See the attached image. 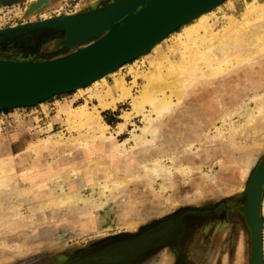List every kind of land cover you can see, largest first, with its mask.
Here are the masks:
<instances>
[{
  "label": "rangeland",
  "instance_id": "obj_1",
  "mask_svg": "<svg viewBox=\"0 0 264 264\" xmlns=\"http://www.w3.org/2000/svg\"><path fill=\"white\" fill-rule=\"evenodd\" d=\"M21 1L20 4L7 6L15 1L0 0V30L17 27L19 22L39 23L54 18L85 15L125 0H48L33 15L28 14L30 8L41 1ZM227 1L222 7L216 8L208 23L210 27L219 30L228 19L230 4L240 5L246 2ZM192 25L181 27L170 34L163 46L165 51H170L181 37L192 33ZM106 34L108 32L80 46L79 49L93 44ZM12 38L0 43V61L35 63L72 52L63 46L64 33L56 31H33L28 32L26 36ZM170 56L175 61L172 53ZM153 58L138 57L124 64L113 76L97 85L92 84L75 92L57 95L34 106L0 111V186L7 185L0 188V264H73L74 260L87 250L136 237L157 222L184 214L183 220L188 231L190 219L196 223L191 240L185 242L182 239L179 246L169 245L166 251L163 249L145 264H179L181 259L178 261L174 256L180 248L183 250V264H229V260L230 264H252L253 234L247 214L248 191L255 170L264 160V119L242 136H233L231 130L237 128L245 119L242 115L247 111L248 104L252 108L255 107L251 102L254 96L264 94V57L255 64L234 70L223 78L201 82L191 87L179 107L178 113L184 112V115L177 116L174 120L173 116L167 117L163 130L166 137H161L155 147L141 152L143 155L139 154L140 158L145 156L146 162L159 156H176L173 162L165 159L173 166L175 172L167 193H161L158 184H150L143 164L140 162L135 165L140 158L137 154L130 153L134 143L129 142V139L145 123L143 116H134L128 123L122 117L131 110V100L119 102L121 104L115 113L99 109L102 111V120L110 126L107 135H113L116 139L114 142L109 141L107 148L101 149L104 152L94 156L91 161L88 159L71 165L65 151L66 154L56 149L52 155H40V152L34 150V146L43 140L63 143L88 136V128L72 124L66 109L76 112L86 106L90 112L93 111L99 106L97 97L106 84L110 85L121 78L129 85H133L137 79L139 84L134 88L136 95L138 88L143 84L141 74L149 70ZM230 112L231 118L224 122ZM120 124H126L123 131L119 130ZM207 134L220 138L218 142L216 140L209 144ZM127 141L129 152L123 157H113L108 150L112 147L111 144ZM103 165L113 168L119 177L137 178L126 180L122 196L100 209L78 212L53 203L51 205L54 206L49 207L51 205L44 199V194L52 188L51 178L56 173H67L76 167L83 177L92 179L93 170H100ZM252 165L254 168H251L252 172L247 177ZM185 167L192 170V175L187 178L180 174ZM9 179L13 182L7 183ZM43 183V188L38 187ZM90 187L91 184L87 185L83 193L90 195ZM55 189L53 186L52 190ZM71 189L77 190L74 182H68L67 190ZM18 192L30 199L24 202L20 220H15L18 219L16 216L12 220L5 200ZM55 193L58 194L57 189ZM263 199L264 184L260 198L262 203L259 207L264 264ZM207 209L218 212L228 210L230 216L226 221L215 222L213 229L208 230V246L203 248H206L205 255L197 262L195 259L198 254L194 251V240L199 234V227L204 225V228H209L210 222L206 221L208 217L204 218L205 214H196L194 211ZM54 212L60 213L55 216ZM50 213H53V216ZM22 218L27 222L24 225L21 224ZM198 219L201 221L197 224ZM15 221L20 222L16 225ZM235 224L239 225L238 229ZM232 229H235V246L231 251L228 244L225 245L224 255L220 248L217 251L209 249L212 240L213 243L222 240L225 244L224 240L229 237ZM168 250H171L170 254H167Z\"/></svg>",
  "mask_w": 264,
  "mask_h": 264
},
{
  "label": "bare ground",
  "instance_id": "obj_2",
  "mask_svg": "<svg viewBox=\"0 0 264 264\" xmlns=\"http://www.w3.org/2000/svg\"><path fill=\"white\" fill-rule=\"evenodd\" d=\"M14 1L16 2L18 0ZM47 1L48 0H41L40 3L32 5L28 14L33 15L35 11L42 8ZM225 1L227 0L221 1L210 9L196 15L194 18L184 23L182 28L193 24L190 27V29L192 28V33H189L187 37H181L172 49H170V51H165L163 47L167 38L164 37L146 47L139 54L140 57L153 56L154 58L150 63L149 70L144 71L141 74L143 84H141L138 88L139 90L136 95L134 94V88L139 84L137 83V79L133 82V85H129L121 78L120 80H115L114 83L110 85L106 84L104 90L101 91L97 97L99 106L95 107L93 111L90 112L86 106L80 108L76 112L67 108L66 110L69 114L71 123L77 126H86L88 128V136H81V139L74 142L66 141L63 143H57V141H55L56 143H52L51 140H43L40 143L37 142L38 144L34 146V150L40 152V155H44L45 153L52 155L55 153H53V150L57 151L56 149L62 152L65 151L68 153L67 159L71 165L83 160L90 159L91 161L94 156L104 152L102 150L107 148L109 141L114 142L116 139L113 135H107L110 126L102 120L100 115L102 111L100 112L99 109L103 111L114 109L119 102H124L126 100H131V110L122 116L127 123L134 116H143V122H145L144 126L138 128L139 130L136 131L132 138L129 139V142L134 143L133 148L131 147L133 151H131V149L130 153L137 154L140 158L139 154L143 155L141 152L151 148L152 146L155 147L160 138L165 136V134L163 135V130L165 128L166 118L173 116L174 120L177 116L184 115V112L181 114L178 113L180 112L179 107H181L186 96V92L191 87L196 86L201 82L207 83L223 78L224 76L232 73L234 70L242 69L246 66L255 64L264 57V0H246L245 3L240 2V5L230 4V12L227 13V21L219 30H217L210 27L208 23L210 18L214 15L216 8L222 7L223 4H225ZM137 11H134L128 17H131ZM124 21L125 20L121 21L120 24H123ZM45 31H56L58 33H64V36H66V32L64 30L49 29ZM28 32L30 31H25L22 37L26 36ZM5 38V36H0V43L6 40ZM78 49L79 47L73 49L72 51L75 52ZM170 53L174 56L173 58L175 61L170 56ZM121 67L118 65L108 73L92 81L90 84L97 85L99 82L106 81L108 77L113 76V74L120 70ZM83 88V86H80L75 89V91ZM251 102H253L255 107L252 108L249 104H246L247 111L245 110L246 112L242 115L245 119L237 128L231 130L233 136L235 137H239L240 135L242 136L245 132L255 126L257 122L264 119V94L254 96ZM230 118L231 112L228 113L227 117H225L223 121L226 122ZM125 126L126 124H120L121 129L119 130L125 129ZM184 135L188 136V134ZM206 137H208V140L210 141L208 142L209 144L215 142L216 140L218 142V139L220 138V136H211L209 134H207ZM49 138L50 137H48V139ZM129 142L127 141L118 144L112 143V147L108 150L113 157H123L127 152H129L130 148H127ZM191 147L189 149H191ZM144 157L137 160V164H135V161L133 164L136 166L140 162L141 165L143 164L144 171L147 174L150 184L153 186L158 184L161 193H165L167 190H170L169 185L175 172L173 166H171L169 162L175 161L176 156L168 155L166 158L159 156L155 157L150 162H146ZM165 159L169 162L165 161ZM263 162L264 160L259 166L257 165L258 168L252 176V186L248 197L249 220L252 229L254 230L256 228L255 241L253 245V257L255 264H257L259 260H263L262 232H260L258 221L253 214L256 207L255 204L258 200V185L260 184L264 174ZM251 168H254L253 165L249 168L247 177H249L252 172ZM93 172L94 173L91 174L92 179L83 177L84 175H82L79 168L76 167L72 168L67 173L65 171L64 173H56L51 178V184L56 187L58 194L55 193L56 189L52 190V186L51 189L45 192L44 199H47V201H49L47 203L50 205L52 203L54 205L57 204L58 206L68 208L73 211L83 212L89 209L96 210L97 208L100 209L105 207L107 204H110L115 198L121 197L125 191L126 180L130 178L131 181L137 178L136 176H130L129 178L119 177L113 168L111 169L105 165H103L100 170H93ZM180 174L182 177L187 178L192 175V170L185 167L181 170ZM11 182L13 181L10 180L7 183ZM68 182H74L77 185V190L74 189L73 191V189H71L68 191ZM90 184L91 194L86 195L83 192L86 186ZM1 185L4 187L6 184ZM44 186L45 185L43 183L38 187L43 188ZM3 187L0 186V188ZM38 190L39 189H37V191ZM97 194L98 198H96ZM6 199V206H8V209L11 211H9L11 213L10 216L12 218L14 216L18 217V219L13 218L12 220H20V213L23 210L22 208L24 206V202L26 199L30 198L23 193L18 192L13 197L10 196ZM260 203L262 202L259 200V206ZM54 205L49 207H53ZM59 213L54 212L55 216ZM51 215L53 216V213ZM25 220L26 219L23 221L22 218L23 222H21V224L24 225L27 223ZM17 222L15 221L16 225H18L20 221L18 224ZM170 228L171 231L168 232ZM174 229H176L174 226L165 227L163 233L164 235H171L174 232ZM240 249H242V247ZM170 252L171 250H168L167 254H170Z\"/></svg>",
  "mask_w": 264,
  "mask_h": 264
},
{
  "label": "water",
  "instance_id": "obj_3",
  "mask_svg": "<svg viewBox=\"0 0 264 264\" xmlns=\"http://www.w3.org/2000/svg\"><path fill=\"white\" fill-rule=\"evenodd\" d=\"M221 1L125 0L90 14L39 23L19 22L17 28L0 30V36H5V39L21 37L25 31L64 30L66 36L63 46L69 50L92 42L108 32L85 48L51 60L35 63L0 61V111L34 106L57 95L75 92L80 86L85 88L118 65L121 67L140 57L139 54L146 47L168 37L184 23ZM21 2L18 0L7 6ZM134 11L137 12L128 17ZM123 20L124 23L120 24ZM263 184L264 174L258 185V200L253 213L260 232L259 200ZM251 186L250 183L248 195ZM247 214L249 217L248 208ZM255 229H252L253 245ZM262 262L261 259L257 264ZM252 264H255L254 257Z\"/></svg>",
  "mask_w": 264,
  "mask_h": 264
},
{
  "label": "flooded vegetation",
  "instance_id": "obj_4",
  "mask_svg": "<svg viewBox=\"0 0 264 264\" xmlns=\"http://www.w3.org/2000/svg\"><path fill=\"white\" fill-rule=\"evenodd\" d=\"M194 213L205 214L206 216L204 218L208 217L206 221L210 222L209 228H204V225L199 227V234L194 240V251L198 254L195 260L198 262L200 261V258H203L205 255L204 253L206 248H203L208 246V244L206 245L208 230L213 229L215 222L221 223L226 221V219L230 216V212L228 210H221L218 212L207 209L202 211H194ZM184 215L157 222L136 237H130L122 241L112 242L108 245L87 250L81 253L74 260L75 262L73 264H137L139 262L140 264H145L163 249L166 251V248L169 245L179 246L182 239H184L185 242H189L191 240V237L193 236V230L196 228V223L191 218L189 224L190 230L188 231L186 224H184ZM200 221L201 220L198 219L197 224L200 223ZM170 226H174L176 229H174V232L171 235H164L163 231L165 230V227ZM235 227L238 229L239 225L235 224ZM170 231L171 228L168 232ZM234 234L235 229H232L229 237L224 240L225 244L222 242V240H218L215 243H213L214 240L210 241L209 249L212 250L213 248L215 251H217V249L220 248L221 253L224 255L225 245L228 244L229 251H231V248H234L235 246V239L233 240ZM183 257V250L180 248L175 252L174 258L178 261L181 259L179 264H183ZM228 263L230 264V260Z\"/></svg>",
  "mask_w": 264,
  "mask_h": 264
},
{
  "label": "crops",
  "instance_id": "obj_5",
  "mask_svg": "<svg viewBox=\"0 0 264 264\" xmlns=\"http://www.w3.org/2000/svg\"><path fill=\"white\" fill-rule=\"evenodd\" d=\"M12 1H13V0H12ZM120 104H121V103L117 104V106H116L115 109H112V110H109V111H111V113H115V111L119 108ZM49 105H51V104H49Z\"/></svg>",
  "mask_w": 264,
  "mask_h": 264
},
{
  "label": "built area",
  "instance_id": "obj_6",
  "mask_svg": "<svg viewBox=\"0 0 264 264\" xmlns=\"http://www.w3.org/2000/svg\"><path fill=\"white\" fill-rule=\"evenodd\" d=\"M5 9H9L10 7H4Z\"/></svg>",
  "mask_w": 264,
  "mask_h": 264
}]
</instances>
